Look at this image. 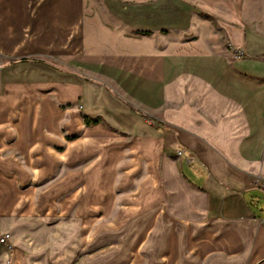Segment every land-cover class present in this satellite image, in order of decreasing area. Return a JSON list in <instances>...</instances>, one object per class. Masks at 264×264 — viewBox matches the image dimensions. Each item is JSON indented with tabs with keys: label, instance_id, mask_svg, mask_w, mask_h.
<instances>
[{
	"label": "crops",
	"instance_id": "0c3cea01",
	"mask_svg": "<svg viewBox=\"0 0 264 264\" xmlns=\"http://www.w3.org/2000/svg\"><path fill=\"white\" fill-rule=\"evenodd\" d=\"M260 182L264 0H0V264H264Z\"/></svg>",
	"mask_w": 264,
	"mask_h": 264
},
{
	"label": "built area",
	"instance_id": "2783aa9c",
	"mask_svg": "<svg viewBox=\"0 0 264 264\" xmlns=\"http://www.w3.org/2000/svg\"><path fill=\"white\" fill-rule=\"evenodd\" d=\"M241 55H242V53H238L237 57H241ZM179 155H181V153H179ZM8 239H9L8 236H4V237H2V238L0 239V242H1L2 244L6 245V247H7L8 249H10L11 247H10V245L8 244Z\"/></svg>",
	"mask_w": 264,
	"mask_h": 264
},
{
	"label": "rangeland",
	"instance_id": "374dc122",
	"mask_svg": "<svg viewBox=\"0 0 264 264\" xmlns=\"http://www.w3.org/2000/svg\"><path fill=\"white\" fill-rule=\"evenodd\" d=\"M90 1V0H89ZM90 3V2H89ZM260 184H262L264 186V182H260Z\"/></svg>",
	"mask_w": 264,
	"mask_h": 264
}]
</instances>
